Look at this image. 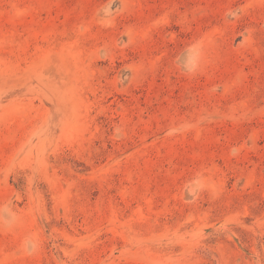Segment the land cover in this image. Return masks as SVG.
Masks as SVG:
<instances>
[{
    "label": "rangeland",
    "instance_id": "1",
    "mask_svg": "<svg viewBox=\"0 0 264 264\" xmlns=\"http://www.w3.org/2000/svg\"><path fill=\"white\" fill-rule=\"evenodd\" d=\"M0 264H264V0H0Z\"/></svg>",
    "mask_w": 264,
    "mask_h": 264
}]
</instances>
